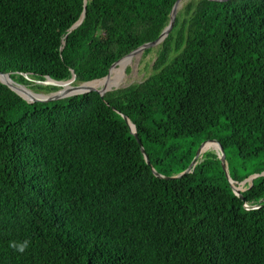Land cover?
Returning <instances> with one entry per match:
<instances>
[{
    "label": "trees",
    "instance_id": "1",
    "mask_svg": "<svg viewBox=\"0 0 264 264\" xmlns=\"http://www.w3.org/2000/svg\"><path fill=\"white\" fill-rule=\"evenodd\" d=\"M176 1L0 0V71L47 94L48 77L102 79ZM153 51L146 78L103 97L29 102L0 81V264H264V174L241 197L213 151L174 179L152 170L180 175L216 139L251 169L232 180L264 172V0H183Z\"/></svg>",
    "mask_w": 264,
    "mask_h": 264
},
{
    "label": "water",
    "instance_id": "2",
    "mask_svg": "<svg viewBox=\"0 0 264 264\" xmlns=\"http://www.w3.org/2000/svg\"><path fill=\"white\" fill-rule=\"evenodd\" d=\"M182 1L183 0H177L173 9H172V12H171V21L169 23V25L164 29V31L162 32V34L159 36V38L153 42H149V43H146L142 46H140L139 48H137L136 50L132 51L131 53H129L128 55H126L125 57L121 58L120 60H118L117 62H115L108 74L102 78V79H105L107 78L109 75H110V72H111V69L113 67H115L122 59L128 57V56H131V55H134V54H137V53H141L143 52L145 49L149 48V47H152V46H155L157 45L159 42H161L169 33V31L172 29L173 27V24H174V21H175V17H176V14H177V11L178 9L180 8L181 4H182ZM82 22V19L79 20L72 28L76 27L77 25H79L80 23ZM0 75H8L9 78L11 79L10 81L9 80H2L0 79V81L4 84H6L9 88H11L13 91H15L16 93H18L20 96H22L24 99H26L27 101L29 102H50V101H53V100H58V99H61V98H65V97H69V96H73V95H78V94H83V93H86V92H90V91H95V92H98L102 97L104 96V94L108 91L107 89H96V88H90V89H85V90H81L79 92H75L74 90H77V89H81L83 88V86L86 84V83H89V82H92V81H89V82H84V83H81L79 85H71L70 88L68 89H65V85L67 84H70L71 82H74L75 80V75H73V77L67 81H55L53 79H50L49 77L47 78V81H49L50 84H53V85H57V86H60L62 87L60 90L58 91H55V92H52V93H49V94H45V93H38V92H34L33 90L29 89L27 86L23 85V84H19L17 82H15L11 77H10V73H3L0 71ZM97 80H101V79H97ZM97 80H93V81H97ZM45 83V82H44ZM21 86H24L26 87L27 89H29L30 91H32L33 95L31 99L27 98L26 96H24L22 94V92L20 91L21 89ZM126 123L129 125L130 129H131V132L135 135V138L137 140V142L139 143L140 145V148H141V151L147 161V164L148 165H151V162L146 154V151L142 145V142H141V139L139 138L137 132H136V128H135V125L130 121V119L127 117V116H123ZM209 141V142H215L219 145V148H220V151H221V156L220 159H221V163H222V167L224 169V171H226V165H225V153H224V149L222 147V145L220 144V142L216 139H210V140H206L204 141L200 147L197 149L196 151V154L192 160V162L190 163V165L188 166V168L183 172L181 173L180 175H173V176H164V175H161L160 173H158L153 167H152V170L154 172V174L158 177H162V178H166V179H174V178H177V177H180L181 175L185 174V173H188V172H191L194 167L197 165V163L199 162V157L201 156V153L203 151V148L206 144V142ZM264 174L261 173V174H254V175H251L249 178H247L246 180L242 181V183H246L248 181V179H250V182L255 178L257 177L258 175H262ZM230 180V185L231 187L234 189L235 193L237 195H240L241 197L242 194H241V189H239L234 183H237L236 181L232 180L231 178H229ZM264 201V199H263Z\"/></svg>",
    "mask_w": 264,
    "mask_h": 264
},
{
    "label": "rangeland",
    "instance_id": "3",
    "mask_svg": "<svg viewBox=\"0 0 264 264\" xmlns=\"http://www.w3.org/2000/svg\"><path fill=\"white\" fill-rule=\"evenodd\" d=\"M181 6H182V4H181ZM155 56H156L155 51H153L147 55H145L144 51H143L141 53H137V54L132 55V58L128 62V64L126 65L125 69L121 70L119 65H117L118 71H115L114 73H112V75L114 74L113 78L108 80L107 82H105V84H107V85L112 84V86L110 88H108L107 90L109 91L112 89L123 88V87L128 86L131 83L138 82V81H141L144 78H146L152 72L151 66L153 64ZM101 80H103V79H101ZM97 81H100V80H97ZM45 83H49V81H45ZM70 85H76V84H74V82H71L70 84H67L65 86V89L70 88ZM103 85H104V83H99L96 86L101 89ZM45 94H47V93H45ZM190 141H192V138L186 139L187 143H185V147L188 146V144H189L188 142H190ZM208 143H209V145H208ZM208 151H213L218 156H221V151H220L219 145L215 142L207 141L204 148H203L201 156L199 157V161L202 160L204 154ZM227 156H228V159H227L228 161H226V159H225L226 171H224V172H225V175H226L228 181L230 180L229 178H231L230 177L231 170L234 167H236L238 172L241 174H244L246 171L251 170L250 167H248L247 165H246V169L244 168L245 165H244L243 160L239 159L233 153V151L228 152ZM248 182H250V179H248ZM229 183H230V181H229ZM234 184L239 189L245 188L244 187L245 183L241 182V183H234Z\"/></svg>",
    "mask_w": 264,
    "mask_h": 264
},
{
    "label": "bare ground",
    "instance_id": "4",
    "mask_svg": "<svg viewBox=\"0 0 264 264\" xmlns=\"http://www.w3.org/2000/svg\"><path fill=\"white\" fill-rule=\"evenodd\" d=\"M131 58H132V55L126 57L124 63L120 66L121 70L125 69L126 65H127L128 62L131 60ZM115 71H118L117 68L114 69L113 71H111V72H110V75H109L107 78H105V79H103V80H100V81H92V82L86 83V84L83 86V88H81V89H77V90H74V91H75V92H79V91H81V90L90 89V88L100 89V88H98V87L96 86V85L99 84V83H104V85L102 86L101 89H108V88H110V87L112 86V84L107 85V84H105V82H107L108 80H110V79L113 78L114 74L112 75V73H114ZM0 79H2V80H9V81L11 80V79L9 78L8 75H0ZM65 86H66V85H65ZM70 86H71V85H70ZM67 89H68V88H67ZM20 91L22 92V94H23L24 96H26V97L29 98V99H31L32 96H34L33 93H32V91H30L29 89H27V88L24 87V86H21ZM208 145H209V143H208Z\"/></svg>",
    "mask_w": 264,
    "mask_h": 264
},
{
    "label": "clouds",
    "instance_id": "5",
    "mask_svg": "<svg viewBox=\"0 0 264 264\" xmlns=\"http://www.w3.org/2000/svg\"><path fill=\"white\" fill-rule=\"evenodd\" d=\"M29 241L24 240L22 242H10V246L14 248L17 252L23 253L28 247Z\"/></svg>",
    "mask_w": 264,
    "mask_h": 264
},
{
    "label": "built area",
    "instance_id": "6",
    "mask_svg": "<svg viewBox=\"0 0 264 264\" xmlns=\"http://www.w3.org/2000/svg\"><path fill=\"white\" fill-rule=\"evenodd\" d=\"M245 207L249 208V206L246 204Z\"/></svg>",
    "mask_w": 264,
    "mask_h": 264
}]
</instances>
